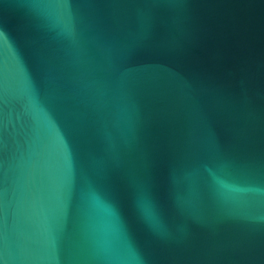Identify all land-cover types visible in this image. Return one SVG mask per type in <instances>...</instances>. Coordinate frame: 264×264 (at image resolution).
<instances>
[{
	"label": "water",
	"instance_id": "1",
	"mask_svg": "<svg viewBox=\"0 0 264 264\" xmlns=\"http://www.w3.org/2000/svg\"><path fill=\"white\" fill-rule=\"evenodd\" d=\"M0 264H264V0H0Z\"/></svg>",
	"mask_w": 264,
	"mask_h": 264
}]
</instances>
